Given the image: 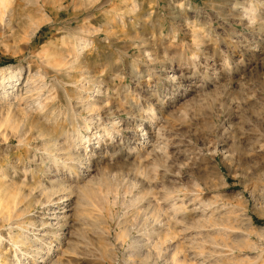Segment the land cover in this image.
<instances>
[{
    "label": "rangeland",
    "instance_id": "1",
    "mask_svg": "<svg viewBox=\"0 0 264 264\" xmlns=\"http://www.w3.org/2000/svg\"><path fill=\"white\" fill-rule=\"evenodd\" d=\"M10 5L0 264H264V0Z\"/></svg>",
    "mask_w": 264,
    "mask_h": 264
},
{
    "label": "bare ground",
    "instance_id": "2",
    "mask_svg": "<svg viewBox=\"0 0 264 264\" xmlns=\"http://www.w3.org/2000/svg\"><path fill=\"white\" fill-rule=\"evenodd\" d=\"M11 1L12 0H0V23H2V22H4V15L6 14H8L9 12H10V10L11 9H13V7L11 8L10 6V3H11ZM11 8V9H10ZM12 14V13H11ZM12 18H13V15H12ZM30 19V18H29ZM27 21V20H26ZM10 23V22H9ZM9 23H7L6 25H9V26H11ZM32 23V22H31ZM8 26V27H9ZM5 27V26H4ZM7 27V28H8ZM11 28V27H10ZM35 31V29L32 31V32H34ZM33 34V33H32ZM30 37V36H29ZM35 75H31L30 77H29V79H27L26 80V84H25V87H27L29 84H31L32 83V79H33V77H34ZM38 76V75H37ZM43 77V76H42ZM41 77V78H42ZM35 80V79H34ZM10 81H12V80H10ZM3 83V81H1V84ZM10 85H11V82L9 83ZM42 88V87H41ZM32 91V88H30L29 86L25 89V95L26 94H28L29 92H31ZM40 91V90H39ZM16 96V95H15ZM29 96H30V93H29ZM26 97V96H25ZM26 102V101H25ZM26 104V103H25ZM43 106V105H42ZM25 125V124H24ZM86 139L87 140H85V141H89L88 139H89V137L87 136L86 137ZM18 227H19V229L22 231V233L23 234H25V233H29L28 232V229H26L27 227H26V225L24 224V223H21V224H18ZM26 227V228H25ZM27 236V235H26ZM1 237V236H0ZM35 258V257H34ZM33 258V260L35 261V259Z\"/></svg>",
    "mask_w": 264,
    "mask_h": 264
}]
</instances>
